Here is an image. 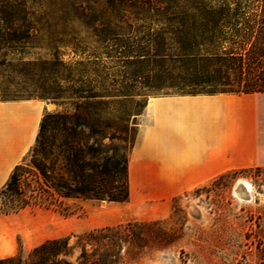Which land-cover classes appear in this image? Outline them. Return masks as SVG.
<instances>
[{
    "label": "trees",
    "instance_id": "16d2710c",
    "mask_svg": "<svg viewBox=\"0 0 264 264\" xmlns=\"http://www.w3.org/2000/svg\"><path fill=\"white\" fill-rule=\"evenodd\" d=\"M105 1L104 16L93 13L82 24L92 30L108 58L123 64L121 84L82 80L91 63L99 76L96 52L87 59L94 58L95 63L78 62L69 69L80 79H57L48 96L53 100L75 96L74 112L43 118L34 146L0 191V217L69 202L129 200L134 141L129 144L123 137L127 126L119 131L114 122H105L111 104L107 99L128 97L138 86L178 96L264 94V0ZM85 2L80 0L77 9L71 6L82 11V19ZM21 12L16 6H0V45L36 39L40 24L32 12L24 11V17ZM80 53L85 55L86 50ZM139 109L137 105L134 111L119 110L118 120L125 123L133 113L141 116ZM145 232L164 248L172 244L160 222L128 223L77 236L75 246L70 245L71 238L48 240L26 259L14 256L0 259V264H74L69 259L76 249L77 264H120L125 249L145 248L149 242Z\"/></svg>",
    "mask_w": 264,
    "mask_h": 264
},
{
    "label": "rangeland",
    "instance_id": "374dc122",
    "mask_svg": "<svg viewBox=\"0 0 264 264\" xmlns=\"http://www.w3.org/2000/svg\"><path fill=\"white\" fill-rule=\"evenodd\" d=\"M83 1L86 19L81 18L82 11L71 8H80V0H0V6L19 7L22 17L24 11L32 12L34 21L40 24L36 39L0 45V101L31 104L33 117L41 116V122L48 114L73 113L71 104L76 102L75 96L53 100L48 95L56 89L59 77L80 79L78 74H69V69L77 67L78 62H94V58L87 60L93 52L100 57L99 76L93 72L96 66L91 63L82 80L119 87L123 64L108 58L104 47L96 43L92 30L82 24L93 18V13L104 16L106 1ZM82 49L86 50L85 55H81ZM127 95L107 99L111 103L110 115H105L104 120L114 122L119 131L128 127L123 137L129 144L134 141L131 160L137 155L135 148L147 105L153 99L180 96L151 93L140 86L129 90ZM137 105L141 116L133 113L128 119L123 117L125 123L118 120L119 110L134 111ZM146 162L149 168L137 170L133 184L130 180V198L126 203L77 201L62 207L27 209L1 216L0 249L4 248L12 257L26 259L48 240L71 238L70 245L75 246L77 236L97 229L160 222L172 244L164 248L152 234L145 232L149 239L145 248L125 249L120 264H264V168L227 173L193 186L161 185L151 182V160ZM241 181L251 186L250 192L243 191ZM79 254L76 249L69 260L77 264Z\"/></svg>",
    "mask_w": 264,
    "mask_h": 264
},
{
    "label": "crops",
    "instance_id": "0c3cea01",
    "mask_svg": "<svg viewBox=\"0 0 264 264\" xmlns=\"http://www.w3.org/2000/svg\"><path fill=\"white\" fill-rule=\"evenodd\" d=\"M33 113L29 103L0 102V191L36 142L41 116ZM138 141L129 163L132 184L149 159L151 182L161 185L193 186L264 168V94L153 99ZM5 251L0 259L12 257Z\"/></svg>",
    "mask_w": 264,
    "mask_h": 264
},
{
    "label": "bare ground",
    "instance_id": "6f19581e",
    "mask_svg": "<svg viewBox=\"0 0 264 264\" xmlns=\"http://www.w3.org/2000/svg\"><path fill=\"white\" fill-rule=\"evenodd\" d=\"M241 184L243 186V191H247L248 190V192H250L249 190H251V186L247 182H242L241 181Z\"/></svg>",
    "mask_w": 264,
    "mask_h": 264
}]
</instances>
